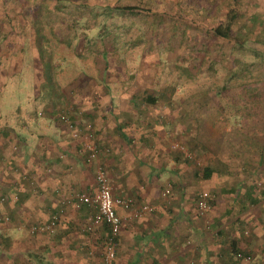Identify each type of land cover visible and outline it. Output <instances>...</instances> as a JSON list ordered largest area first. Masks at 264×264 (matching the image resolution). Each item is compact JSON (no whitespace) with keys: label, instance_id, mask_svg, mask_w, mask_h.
<instances>
[{"label":"crops","instance_id":"crops-1","mask_svg":"<svg viewBox=\"0 0 264 264\" xmlns=\"http://www.w3.org/2000/svg\"><path fill=\"white\" fill-rule=\"evenodd\" d=\"M86 65L91 76L71 81L67 99L60 102L63 111L52 112L57 118L19 107L17 123L11 119L0 126V215L8 218L0 223V264H100L107 230L102 225L86 230L93 208L75 198L94 192L97 161L106 170L112 196L133 204L114 206L121 224L112 264H264L261 165L260 182L252 181L254 169L246 174L249 162L238 164L244 166L239 173L230 169L229 159L205 164L211 174L203 179L198 168L169 155L163 139L171 132L165 126L182 113L173 118L174 110L165 111L168 98L146 95L152 93L144 89L150 68L124 86L116 75L102 79L104 65ZM30 99L35 103L37 97ZM61 114L73 121L77 136L59 120ZM88 141L99 151L90 163L82 146ZM166 185L167 196L162 195ZM201 186L214 197L199 214L195 200ZM141 204L152 210L136 216ZM53 214L59 219L51 232H29ZM238 252L250 260L237 258Z\"/></svg>","mask_w":264,"mask_h":264},{"label":"rangeland","instance_id":"rangeland-1","mask_svg":"<svg viewBox=\"0 0 264 264\" xmlns=\"http://www.w3.org/2000/svg\"><path fill=\"white\" fill-rule=\"evenodd\" d=\"M30 2L38 8L30 10ZM131 4V11L108 9ZM225 21L233 38L211 37L210 28ZM40 60L49 63L47 80ZM87 63L106 64L107 79L116 75L124 86L150 68L147 93L168 98L173 118L184 113L165 126L171 134L163 140L184 148L174 154L188 168L229 159L241 173L247 136L264 142V0H0V126L17 123L19 107L41 116L50 101L61 106L71 81L91 76ZM255 162L251 156L246 174L260 182Z\"/></svg>","mask_w":264,"mask_h":264},{"label":"built area","instance_id":"built-area-1","mask_svg":"<svg viewBox=\"0 0 264 264\" xmlns=\"http://www.w3.org/2000/svg\"><path fill=\"white\" fill-rule=\"evenodd\" d=\"M60 121L69 129L72 133V136H77V131L75 130V125L66 114L60 115ZM83 150L85 152V161L90 163L96 160L98 156L97 146L88 141L83 143ZM180 152L185 154V150L182 146L177 144L170 145L168 150L169 153ZM94 180H95V189L91 194L78 193L76 194L77 203H85L87 206L93 208V212L88 216L86 220L85 229L90 231L96 226L105 223L108 227V235L105 238L104 244L100 250V264H112L114 255H115V237L118 234L119 227L121 224L120 217L116 214L114 206H119L124 209H129L133 206L131 200L123 197H113L111 194V188L109 184V179L106 173V170L102 163L96 162L94 168ZM169 193V189L165 188L162 195ZM208 192L202 191L198 195L196 208L199 214H202L209 207L207 203ZM152 207L147 204H141L135 209V215L140 216L145 212H150ZM61 212V210H59ZM59 219V214H53L45 222L34 224L30 226V233H43L51 232L55 223ZM8 218L6 216L0 215V223L6 222ZM237 257L243 259L244 261H249L250 257L247 255L237 254Z\"/></svg>","mask_w":264,"mask_h":264},{"label":"trees","instance_id":"trees-1","mask_svg":"<svg viewBox=\"0 0 264 264\" xmlns=\"http://www.w3.org/2000/svg\"><path fill=\"white\" fill-rule=\"evenodd\" d=\"M31 4H30V10L32 9V10H34V9H37L38 8V4L37 3H33V2H30ZM84 5V4H83ZM108 9L109 10H111V9H115V10H126V11H131L132 9H135V5L134 4H131V5H115V6H112V7H108ZM231 22H228V21H225L224 23H218V24H215L212 28H210V33H211V37H215V39H222V40H230V39H232L233 38V36H232V30H231ZM34 36H33V38H32V43H33V47H34V49L36 50V52H37V55L39 56L38 58L40 59V51H39V46H40V40H39V32H38V30H34ZM39 36V37H38ZM217 42V41H216ZM212 43H214L213 41H212ZM211 43V44H212ZM214 44H216V43H214ZM207 51H209L208 49H207ZM103 59H104V62L105 63H107V59L105 58V57H103ZM40 65H42V77L44 78V80H47V79H49V76L46 74V67H48L49 66V63H42L41 62V60H40ZM104 66H105V68H104V71H103V76H102V79L104 78V76L105 75H107V73H108V68H107V66H106V64H103ZM35 66V64L33 65V69L34 70H36L37 71V69L34 67ZM50 68H53L52 67V65L50 64ZM43 69H44V71H43ZM141 72V71H140ZM35 73V72H34ZM40 73H41V71H40ZM2 81V80H1ZM0 81V85H2L1 87L2 88H4V85H5V83L4 82H1ZM2 83V84H1ZM148 87H144V89L146 90ZM3 90V89H2ZM148 97H151V95L150 94H146ZM253 96V92H252V94H250V96ZM151 103H153V102H151ZM54 105L55 104H53V102L52 101H50V103H48V104H45V105H43L42 106V109H43V111H46L48 114H49V116H50V118H57L56 116H55V114H54V116H53V113L52 112H61V111H63V107H65V106H62V107H59L58 109L56 108H54ZM53 106V107H52ZM158 112V111H157ZM52 113V114H51ZM188 113V112H187ZM32 114L33 115H35L36 116V111L35 110H33L32 111ZM157 115H158V113H156ZM191 115H193V111H191V112H189L186 116H185V120H186V125H188V124H190L189 123V117H191ZM166 118L167 117H164L163 118V120H162V123H165L166 122ZM59 120H60V118H59ZM71 120V119H70ZM164 121V122H163ZM71 122H73L72 120H71ZM157 123V122H156ZM188 127V126H187ZM246 139H248V141H246L243 145H242V156H241V162L242 163H244V164H246L247 162H249V158L251 157V156H255L256 157V162H255V165L253 166V168H258L260 165L262 166V165H264V142L263 143H259L256 139H255V136H247V138ZM244 152V153H243ZM173 154V153H172ZM177 154H175V156L173 157L175 160H180V158H178L177 156H176ZM183 161H187V160H185V159H183ZM248 165H249V163H248ZM251 165H253V163L251 164ZM242 167H244V166H242ZM241 167V168H242ZM201 177L203 178V179H207L209 176H210V174H211V170L208 168V166H206V165H204V166H202L201 167ZM213 193V192H212ZM212 193H208L209 195H208V197H207V203L209 204V206H210V204L212 203V201H213V195H212ZM198 195H199V193L198 194H196V200H195V208H196V203H197V199H198ZM106 230H107V233H105V235L107 236L108 235V232H109V230H108V227H107V225L105 224V223H102L101 224ZM106 236H104V238H103V240H102V242L100 243L101 244V247L103 246V244H104V241H105V238H106ZM117 236V235H116ZM115 242H116V237H115ZM239 253V252H238ZM238 253H235L234 255L237 257V254ZM237 258H239V257H237Z\"/></svg>","mask_w":264,"mask_h":264}]
</instances>
